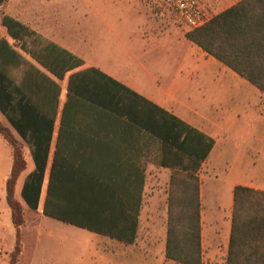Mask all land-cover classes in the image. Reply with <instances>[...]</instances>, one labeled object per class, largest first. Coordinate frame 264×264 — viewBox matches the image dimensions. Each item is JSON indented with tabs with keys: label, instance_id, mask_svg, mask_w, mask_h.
Here are the masks:
<instances>
[{
	"label": "crops",
	"instance_id": "1",
	"mask_svg": "<svg viewBox=\"0 0 264 264\" xmlns=\"http://www.w3.org/2000/svg\"><path fill=\"white\" fill-rule=\"evenodd\" d=\"M131 1L140 16L137 20H86L74 23L75 28L73 23L60 22L56 14L60 6L46 2L27 0L24 8L17 6V12L6 14L80 58L83 66L71 74L91 68L122 86L107 82L100 86L94 77L85 78L74 93L77 99L62 117L69 75L57 81L60 103L38 210L41 213L49 186V202L61 212L89 211V217L107 220L117 229L136 217L131 244L85 230L95 244V258L88 264H132L134 259L147 264L146 252L135 246L141 219L147 215L148 203L153 208L166 197L168 178L171 170L177 169L178 147L187 126L213 141L197 171L202 264H225L233 189L241 186L264 192V96L189 42L183 26L157 20L142 2ZM199 1L211 6L223 0ZM65 29H69L67 33ZM82 29L85 32L80 35ZM188 135L187 146L192 152L195 141L201 140L192 132ZM28 156L31 159L29 151ZM0 162L6 165L0 172L2 186L9 177L12 159L4 161L0 156ZM33 168L32 162L20 176L19 196L24 178ZM4 196L0 193V242L4 232L15 235ZM41 217L46 224L56 221L60 227H75ZM58 228L45 234L55 239V247L62 248V256L77 258L76 241L63 243L65 236L55 235L71 233ZM79 259L83 264L81 255ZM164 261L173 263L163 257L161 264Z\"/></svg>",
	"mask_w": 264,
	"mask_h": 264
},
{
	"label": "trees",
	"instance_id": "2",
	"mask_svg": "<svg viewBox=\"0 0 264 264\" xmlns=\"http://www.w3.org/2000/svg\"><path fill=\"white\" fill-rule=\"evenodd\" d=\"M0 26L5 31V36L0 37V114L25 144L32 159L34 168L24 178L20 197L28 211L35 213L38 210L56 109L60 103L57 81L69 75L66 99L61 107L62 117L71 102L77 99L74 93L78 84H83L86 79L94 77L100 86L105 82L122 86L91 68L71 74L83 66L80 58L9 15H0ZM184 37L264 96V0H240L212 16L201 27L186 31ZM105 90L108 91V87ZM60 124H63L62 119ZM184 127L187 131L178 147L177 169L171 170L167 184L163 256L175 264H202L200 181L197 171L213 141ZM188 132L201 140L195 141L192 152L187 146H190ZM0 136L12 147V164L5 182V201L16 230L10 262L15 264V257L20 253L18 229L24 220L19 204L13 198V188L25 167V159L8 128L1 124ZM50 196L48 186L46 200L41 207L42 215L124 244L133 243L136 217H132L124 228L119 226L117 229L107 220L89 217V211L61 212L49 202ZM225 264H264L263 191L241 186L233 189Z\"/></svg>",
	"mask_w": 264,
	"mask_h": 264
},
{
	"label": "rangeland",
	"instance_id": "3",
	"mask_svg": "<svg viewBox=\"0 0 264 264\" xmlns=\"http://www.w3.org/2000/svg\"><path fill=\"white\" fill-rule=\"evenodd\" d=\"M35 2H46L52 5H58L61 7L60 10L56 14L60 15V22H65L64 24L69 25L73 23V27L75 28L74 23H80L86 20H137L139 19V15H136L135 9L132 7L131 0H31ZM142 2L146 9L147 13L153 18L164 21L166 23L181 26L180 23L176 20V18L168 14L163 10V8L159 7L156 4L155 0H138ZM17 0H1L0 1V15L3 14H13L17 12L16 8L26 6L27 0H20L17 3ZM238 2V0H223L222 3H218V5H202L206 11L208 17L214 16V14L219 13L225 7L232 5L233 3ZM209 6V7H208ZM144 14V13H143ZM100 25V23H99ZM182 27V26H181ZM184 28V27H183ZM69 29H65L67 33ZM187 31V29L185 28ZM85 30L82 29L80 35L84 34ZM91 32L89 35L91 36ZM92 35H97L93 33ZM5 36L4 29L0 26V37ZM100 36V35H99ZM32 62V61H31ZM0 124L4 127L8 128L12 138L15 141L16 147H18L19 152L22 153L25 159V167L19 173L17 180L15 182L13 188V198L19 204L21 209V213L23 216L24 223L18 229L19 239H18V248L19 252L15 257V264H80V255L83 260V264H88L92 262L95 258L94 248L95 244L91 239V233L78 229L75 227H69L65 225L60 227V224L56 221H52L50 224L44 223L40 209L33 213L28 211V209L23 205L24 203L21 201L18 190L20 186V182L22 180L23 171L26 169L29 170L32 167L31 159L28 156V149L25 144L21 141V139L15 135L12 129L9 127L5 119L0 115ZM12 147L0 136V156L4 157V161H7L8 158L11 157ZM10 155V156H9ZM28 165V166H27ZM5 162L1 164L0 162V172L5 171ZM11 169V167H10ZM19 179V180H18ZM6 182V181H5ZM5 182L3 185H0V193L5 194ZM167 191V189H166ZM167 196V193H166ZM4 208L10 211L8 205L5 201H3ZM153 208H151V204L148 203L147 215L141 219L139 235L140 238L136 243V248L139 250H143L147 254V264H161L163 262V250H164V240H165V222H166V197H161L159 203L153 204ZM153 210V212L151 211ZM65 228V231L71 234L60 235L55 234L56 237L65 238L61 242L69 243V241H76L77 244V254L79 256L74 257L72 255L62 256V248L55 247V239L51 236L48 237V230L53 232L55 228ZM58 228V229H59ZM16 231V230H15ZM4 234V241L0 242V264H10L12 261L11 252L13 251L15 245V235L11 236L7 233ZM54 239V240H53ZM146 239V241H145ZM60 242V243H61ZM143 243V244H142ZM146 243V245H145ZM58 244V243H57ZM90 247V249H89ZM58 248V249H57ZM54 253V254H53ZM61 253V254H60ZM51 254L52 257H51ZM49 257H51L49 259ZM14 258V257H13ZM96 260V259H95ZM46 262V263H45ZM123 262V261H122ZM132 264H143V262H138V260L134 259ZM14 264V262H13ZM163 264H173V263H164ZM175 264V263H174Z\"/></svg>",
	"mask_w": 264,
	"mask_h": 264
},
{
	"label": "built area",
	"instance_id": "4",
	"mask_svg": "<svg viewBox=\"0 0 264 264\" xmlns=\"http://www.w3.org/2000/svg\"><path fill=\"white\" fill-rule=\"evenodd\" d=\"M165 12L173 15L181 26L191 31L204 25L210 18L199 0H155Z\"/></svg>",
	"mask_w": 264,
	"mask_h": 264
},
{
	"label": "water",
	"instance_id": "5",
	"mask_svg": "<svg viewBox=\"0 0 264 264\" xmlns=\"http://www.w3.org/2000/svg\"><path fill=\"white\" fill-rule=\"evenodd\" d=\"M1 1V0H0Z\"/></svg>",
	"mask_w": 264,
	"mask_h": 264
}]
</instances>
